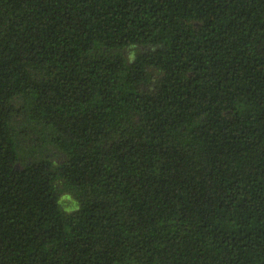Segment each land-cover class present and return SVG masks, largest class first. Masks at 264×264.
I'll use <instances>...</instances> for the list:
<instances>
[{
    "label": "trees",
    "instance_id": "obj_1",
    "mask_svg": "<svg viewBox=\"0 0 264 264\" xmlns=\"http://www.w3.org/2000/svg\"><path fill=\"white\" fill-rule=\"evenodd\" d=\"M0 264H264V0H0Z\"/></svg>",
    "mask_w": 264,
    "mask_h": 264
}]
</instances>
